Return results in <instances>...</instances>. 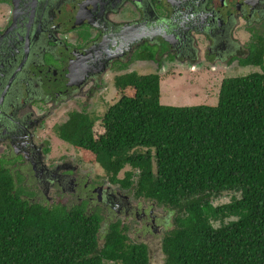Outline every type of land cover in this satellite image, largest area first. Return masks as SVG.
I'll use <instances>...</instances> for the list:
<instances>
[{"label": "trees", "instance_id": "obj_1", "mask_svg": "<svg viewBox=\"0 0 264 264\" xmlns=\"http://www.w3.org/2000/svg\"><path fill=\"white\" fill-rule=\"evenodd\" d=\"M255 39L241 63L260 72L225 79L216 106L162 105V81L175 68L162 77L126 72L104 116L74 112L55 128L113 182L176 213L164 264H264V36ZM32 196L0 167V264H150L156 256L121 222L103 227L99 211Z\"/></svg>", "mask_w": 264, "mask_h": 264}, {"label": "flooded vegetation", "instance_id": "obj_2", "mask_svg": "<svg viewBox=\"0 0 264 264\" xmlns=\"http://www.w3.org/2000/svg\"><path fill=\"white\" fill-rule=\"evenodd\" d=\"M0 14V167L32 201L85 206L105 220L113 213L130 238L146 243L129 220L160 232L157 205L148 208L133 187L85 170L73 146L52 156V142L62 141L55 128L71 113L90 114L98 97L109 98L113 78L142 70L136 65H155L165 76L207 64L212 54L211 66L224 68L248 59L255 37L264 36L257 34L264 0H0ZM241 22L250 40L237 35Z\"/></svg>", "mask_w": 264, "mask_h": 264}, {"label": "rangeland", "instance_id": "obj_3", "mask_svg": "<svg viewBox=\"0 0 264 264\" xmlns=\"http://www.w3.org/2000/svg\"><path fill=\"white\" fill-rule=\"evenodd\" d=\"M1 17V14H0ZM246 25L241 22V26L237 30V35L241 38H246L248 40L251 39V35L247 32L243 35L240 34L242 30L245 31ZM264 29V27H263ZM252 30L254 31L253 27ZM200 34V33H199ZM257 34H263L264 31L262 29H257ZM196 39H199V35L195 36ZM207 64H198L194 68H190L192 71L190 72L186 67L181 66L179 68L180 74H176V76L171 79V81H162V99L161 103L165 106H177V107H194V106H200V105H209V106H216L218 104V96L220 92L221 85L225 79H229L231 77H246L250 74L260 72L259 67L254 66H245L239 65L240 62L237 61L231 66L227 67H220L219 65L211 66L209 62H212L211 59L208 61ZM141 66V67H139ZM138 68H141L142 70H139L138 73H145V74H151L154 72V70H151L150 68H145L143 64L136 65L133 68V71L137 70ZM145 68V69H144ZM113 83V82H112ZM114 84V83H113ZM108 86V85H107ZM123 95L128 94L129 91L124 90L121 92ZM111 98H113V101L111 104L116 103L119 100V95L115 89V87L112 88V94ZM106 100H103L102 98H97V104H98V111L97 115L102 116L106 111V106L103 103ZM92 115V114H91ZM98 116L97 118H99ZM94 117H96L94 115ZM54 120H52L53 123ZM49 124V132L52 131V128ZM100 122L96 124L94 127V133L96 138H98L99 135H101L104 131L103 127L99 125ZM46 132H44V135ZM41 139V138H40ZM42 140V139H41ZM53 140V139H52ZM59 145V147L57 146ZM69 147H72V145H67L66 143L58 140H54L52 142V156L61 157L66 152H69ZM79 152V151H78ZM80 153V154H79ZM78 156H76L79 161V158L82 163H85L86 166H84V169H95L97 174H100L101 176L106 177L102 168L100 165H95L92 161V155L88 154V156L85 155L84 152H79ZM77 155V154H76ZM67 157H70V155H66ZM90 162V163H89ZM129 169V167H128ZM123 172L120 175V178H123ZM24 185V184H23ZM22 185V186H23ZM25 188V191H30L26 188V186H23ZM35 196V194H34ZM25 198V195H24ZM37 203L44 204L46 202L45 199L42 198L41 201H38L37 199H33ZM137 200V199H136ZM137 202V201H136ZM151 202V203H150ZM229 198H224L221 201H216V205L219 204H225L229 203ZM154 201H149L148 199L145 200L144 204H148V208H150L153 205ZM155 204V203H154ZM58 206V205H53ZM158 211H157V224L160 226L161 231L160 232H149L145 229L142 223L138 220L134 219V216L132 215L130 218V225H132V234L137 236H142V241L149 244L151 250L153 252H156V256H152V260L150 264H164V256L160 254L161 251V244L162 239L164 236L169 233L171 230L175 228V218L176 213L174 211H171L169 208H164L163 206L157 205ZM111 220H117L123 223V220L119 216H115L113 213H110L108 219H106V226L108 225L109 221ZM139 242V241H138Z\"/></svg>", "mask_w": 264, "mask_h": 264}, {"label": "clouds", "instance_id": "obj_4", "mask_svg": "<svg viewBox=\"0 0 264 264\" xmlns=\"http://www.w3.org/2000/svg\"><path fill=\"white\" fill-rule=\"evenodd\" d=\"M219 24H222L221 22H219ZM223 25V24H222ZM216 57V55L215 54H212L211 55V57H210V59H211V61L212 62H210L209 64L211 65V64H214V58ZM244 60H247V59H243L242 61H244ZM241 61V62H242ZM240 62V64L239 65H242V63ZM243 66V65H242ZM253 66V65H252ZM247 66H245V68H246ZM255 67V66H254ZM145 68H149V67H146L145 66ZM144 68V69H145ZM151 70H154V72L153 73H151V74H157V75H159L160 77H162L163 75H162V72H159L157 69H156V67H155V65L152 67V68H150ZM177 71H178V74H180V71L181 70H179V68H177ZM191 72V71H190ZM144 74V73H143ZM116 78V76L113 78V80H112V82L114 83V79ZM232 78V77H231ZM113 83H111V94H112V88L113 87H115V83L113 84ZM115 89H116V87H115ZM116 91H117V93H118V90L116 89ZM111 94H110V96H109V98L106 100V111H108V109L110 108V103L113 101V98H111ZM118 95H119V93H118ZM105 111V112H106ZM105 112L103 113V114H101L102 116H104V114H105ZM95 113H97V112H95ZM98 116H100V115H98ZM101 117V116H100Z\"/></svg>", "mask_w": 264, "mask_h": 264}, {"label": "crops", "instance_id": "obj_5", "mask_svg": "<svg viewBox=\"0 0 264 264\" xmlns=\"http://www.w3.org/2000/svg\"><path fill=\"white\" fill-rule=\"evenodd\" d=\"M103 103H104L105 106H106V104H107L106 101H104ZM98 107H99L98 104H97L96 106H94V107L91 109V113H95V112H97V111L99 110Z\"/></svg>", "mask_w": 264, "mask_h": 264}]
</instances>
